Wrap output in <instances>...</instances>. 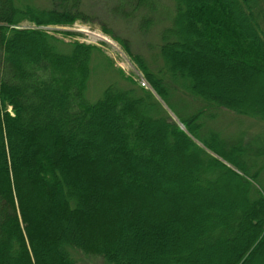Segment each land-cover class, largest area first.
Listing matches in <instances>:
<instances>
[{
    "label": "trees",
    "instance_id": "16d2710c",
    "mask_svg": "<svg viewBox=\"0 0 264 264\" xmlns=\"http://www.w3.org/2000/svg\"><path fill=\"white\" fill-rule=\"evenodd\" d=\"M118 1L142 30L168 23L157 72L124 44L155 93L205 109L184 131L128 78L90 101L103 51L20 28L88 23L84 0H0V264H264V151L201 123L210 109L264 123V0Z\"/></svg>",
    "mask_w": 264,
    "mask_h": 264
},
{
    "label": "rangeland",
    "instance_id": "374dc122",
    "mask_svg": "<svg viewBox=\"0 0 264 264\" xmlns=\"http://www.w3.org/2000/svg\"><path fill=\"white\" fill-rule=\"evenodd\" d=\"M31 1H33L32 4L42 8L49 6L48 0ZM162 1L167 6H172L168 0ZM118 4V0H84V10L89 15L88 23L77 22L70 27L39 28L35 25L24 23L20 28L43 30L66 43L78 42L100 48L111 65L109 70L96 68V72L89 82L88 99L90 101H96L110 83H116L120 87L126 88L128 86L126 79L128 78L141 88L151 92L154 98L167 111L170 118L182 130L186 131V127L179 118H186L199 109H205V107L202 103L195 101L187 94L177 92L172 94V96L170 95L168 103H165L152 89L144 73L124 48V44H126L133 55L141 56L147 63L149 69L152 72H157L163 63L159 56V45H161L160 33L168 23L158 22L147 31L142 30L139 27L140 17L137 14H133L130 17L125 16V14L132 13L133 8L127 5L124 8V12L117 11ZM166 13L163 11L161 15L164 17ZM65 33H69L70 35H66ZM91 34L98 35L105 38V40L102 38L94 39ZM142 81L147 83V87L141 85ZM232 85L236 86L237 84L233 83ZM169 86L171 87V85ZM249 99L258 100L255 96H251ZM210 110H206V118L201 120L203 132L212 131L218 138L220 137L219 139L221 141H228L235 146L241 147L250 155L264 151L263 122L238 116L225 109ZM200 140L202 143L200 142L201 144H198L201 148H204L205 145H213L209 140ZM221 192L225 194L226 190L221 188ZM215 195L217 194L212 196ZM76 257L79 264H106L101 258L86 256L83 253H78ZM259 259L264 260V248L253 263H258L257 261Z\"/></svg>",
    "mask_w": 264,
    "mask_h": 264
},
{
    "label": "bare ground",
    "instance_id": "6f19581e",
    "mask_svg": "<svg viewBox=\"0 0 264 264\" xmlns=\"http://www.w3.org/2000/svg\"><path fill=\"white\" fill-rule=\"evenodd\" d=\"M93 38H94V39H97V38L101 39L102 37H100V36H98V35H94ZM102 39L105 40V38H102Z\"/></svg>",
    "mask_w": 264,
    "mask_h": 264
},
{
    "label": "built area",
    "instance_id": "2783aa9c",
    "mask_svg": "<svg viewBox=\"0 0 264 264\" xmlns=\"http://www.w3.org/2000/svg\"><path fill=\"white\" fill-rule=\"evenodd\" d=\"M143 87H147V83L145 81H142V84H141Z\"/></svg>",
    "mask_w": 264,
    "mask_h": 264
}]
</instances>
